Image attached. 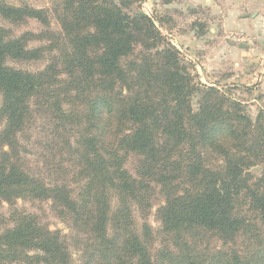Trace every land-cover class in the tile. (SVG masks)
<instances>
[{
    "label": "trees",
    "instance_id": "trees-1",
    "mask_svg": "<svg viewBox=\"0 0 264 264\" xmlns=\"http://www.w3.org/2000/svg\"><path fill=\"white\" fill-rule=\"evenodd\" d=\"M139 1L57 0L60 43L14 35L3 23L48 27V12L0 0V264H74L72 247L80 264H264V172H249L264 165V117L197 82L151 18L124 10ZM46 56L36 72L10 65ZM37 110L53 139L77 129L49 147L54 180L26 163ZM18 200L50 201L74 238Z\"/></svg>",
    "mask_w": 264,
    "mask_h": 264
},
{
    "label": "rangeland",
    "instance_id": "rangeland-1",
    "mask_svg": "<svg viewBox=\"0 0 264 264\" xmlns=\"http://www.w3.org/2000/svg\"><path fill=\"white\" fill-rule=\"evenodd\" d=\"M6 1L16 5L27 3L37 9H44L49 15L48 27L35 20H28L19 26L3 23L6 29L16 36L52 32L62 43L55 13L57 0ZM137 9L154 21L165 40L178 50L180 59L193 67L191 74L196 75L197 82L217 87L227 97L241 102L252 120L259 115L264 117V0H141L131 8H124L129 13ZM48 42H33L29 45L38 47L47 45ZM49 63V57L46 56L38 62L10 65L36 72ZM37 102L40 104L42 101ZM191 104L193 111H196V95ZM36 113L23 135L26 140V163L32 175L43 180H54L58 178V174L51 171L49 173L47 169L54 147L70 134L73 141V136L76 135L73 132L77 129L67 127L66 132L59 131V135L53 139L50 135L54 128L52 120L42 110H37ZM50 145L53 151L50 150ZM132 164L133 160H129L126 165L130 171ZM64 167L68 171L66 164ZM249 172L259 177L264 172V165L255 166ZM161 203L160 197L156 196L148 216V222L153 228L158 226L155 212ZM16 204V208L21 211L37 214L50 230H59L68 238H74V233L69 229L70 224L60 221L51 209L50 201L18 200ZM8 214L9 206L0 204V230L4 228V220ZM73 243L74 240L70 242L72 246ZM72 249L74 264H80L77 261L80 258H77L78 255L73 247Z\"/></svg>",
    "mask_w": 264,
    "mask_h": 264
},
{
    "label": "crops",
    "instance_id": "crops-1",
    "mask_svg": "<svg viewBox=\"0 0 264 264\" xmlns=\"http://www.w3.org/2000/svg\"><path fill=\"white\" fill-rule=\"evenodd\" d=\"M243 17H245V16H243Z\"/></svg>",
    "mask_w": 264,
    "mask_h": 264
}]
</instances>
